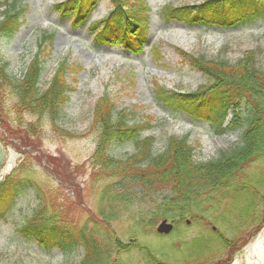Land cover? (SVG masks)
Wrapping results in <instances>:
<instances>
[{"label":"rangeland","instance_id":"1","mask_svg":"<svg viewBox=\"0 0 264 264\" xmlns=\"http://www.w3.org/2000/svg\"><path fill=\"white\" fill-rule=\"evenodd\" d=\"M3 1L0 0V11ZM58 1L61 0H21L26 6L22 25L12 36L0 39L2 62L8 73L20 78L38 50L41 31L55 32L52 48L41 51V89L46 88L62 60L75 66L74 72L67 71V76L73 77V82L68 81L74 89L69 91L68 101L62 104L54 121L48 113L23 107L15 93L0 84V264H77L84 254L80 241L61 251L53 241L42 245L18 231L41 202L37 190H41L43 202L58 210L63 227L78 230L88 220L102 224L97 215L99 192L105 185L116 184L120 177L113 165L104 166L94 158L100 130L93 124V108L102 93L107 92L128 111L126 119L130 123H148L140 135L153 137L154 154L165 149L172 135H187L194 160L209 161L239 141L242 128L231 130L227 126L235 114L245 116L246 104L241 101L234 106L227 102L219 124V101H201V105L178 101L167 106L157 96L156 83L181 93L206 84L207 78L189 64L188 55L235 62L244 51L253 49L258 67L264 69V16L253 23L166 24L159 14L165 3L185 5L202 0H146L151 9L152 3L157 5L148 18L146 40L141 51L136 50L141 42L133 40L129 52L117 45H93L86 26H75L71 17L53 10ZM110 6V0H102L90 11L89 19L106 16ZM172 33L177 41L170 40ZM156 50L160 58L154 56ZM219 126L225 131L220 132ZM135 151L131 140H111L107 149L117 160H125ZM261 175L264 181V161L246 164L235 183L240 184L245 176L246 181L261 188ZM124 186L126 191L117 196L108 225L122 242H143L160 258L178 264L187 253L185 242L201 232L222 231L229 240L240 241H235L232 248L221 247L207 263L200 264H264V198L247 210L246 219L234 218L231 213L227 218L219 209L207 213L209 221L189 222L179 227V232L160 235L155 230L160 221L154 217L155 208L171 192H146ZM92 227L93 224L88 229ZM99 230L101 234L103 230ZM111 254L109 264L144 263L137 249Z\"/></svg>","mask_w":264,"mask_h":264},{"label":"trees","instance_id":"2","mask_svg":"<svg viewBox=\"0 0 264 264\" xmlns=\"http://www.w3.org/2000/svg\"><path fill=\"white\" fill-rule=\"evenodd\" d=\"M99 1L62 0L55 3L53 8L62 15L73 12L72 18L77 20L86 8L94 7ZM110 3L109 17L90 24L93 26L92 30L97 25L102 26L101 32L96 33V41L120 43L127 48L134 43L133 40L144 42L150 11L145 0H110ZM1 9L0 39L16 33L24 21L26 6L21 0H4ZM160 14L166 23H253L264 16V0H202L185 5L170 3L161 8ZM85 18L86 15L83 19ZM52 44L53 34L43 31L38 50L20 78L8 73L6 63L2 62L0 56V84L9 87L23 107L31 112L48 113L54 121L60 115L62 104L68 101L69 91L74 89L68 81L72 79L73 82V77H68L67 71L74 72L75 66L62 60L46 88L41 89L38 86L44 70L41 51L50 50ZM181 54L185 55V52L181 50ZM156 56L160 57L158 50ZM188 62L208 82L188 93L168 91L156 83L157 96L167 105L178 101L199 104L213 99L221 103L219 114H224L227 107L225 103L236 106L243 101L246 104L245 116L241 118L239 114H235L228 126L231 130L242 128L239 141L221 150L213 160L196 161L187 135H172L165 149L154 154L151 149L153 137L142 138L140 135V130L147 128L148 123H130L126 119L128 111L119 107L104 92L95 101L93 108V124L100 130L94 158L99 159L104 166L110 164L120 171L116 184L105 185L99 192L97 215L105 227L94 220H88L78 230L63 227L60 225L62 220L59 219L58 210L43 202L41 190H37L41 202L18 228L23 236L33 237L42 243L46 240L53 241L62 250L70 248L73 244L69 243H74L76 236L84 245V254L77 264H109L112 252L127 253L134 249L142 254L143 264H175L160 258L143 242H122L108 227L115 212V200L126 191L124 185L139 187V190L146 192L169 190L171 195L156 206L154 217L171 220L176 232L186 224L187 219L192 224L204 223L209 221L207 213L217 212L219 209H222L221 214L227 218L228 213H231L230 216L234 218L246 219L249 213L247 210L254 208L264 198L262 175L258 179L259 185L262 183L261 188L246 181L245 176L240 184L235 183L246 164L264 161V69L258 67L256 51L253 49L244 51L235 62L206 58L203 55H188ZM219 129L220 132L225 131L224 128ZM111 140H131L136 151L125 160L114 159L107 152ZM89 224L94 227L88 229ZM99 228L103 230L101 234ZM233 242L222 231H217L216 234L201 232L188 243L185 242L188 254H183V258L177 262L207 263V259L219 253L221 247H231Z\"/></svg>","mask_w":264,"mask_h":264},{"label":"water","instance_id":"3","mask_svg":"<svg viewBox=\"0 0 264 264\" xmlns=\"http://www.w3.org/2000/svg\"><path fill=\"white\" fill-rule=\"evenodd\" d=\"M173 228V225L171 222H169L167 219H162L158 226H157V231L160 233H169Z\"/></svg>","mask_w":264,"mask_h":264},{"label":"bare ground","instance_id":"4","mask_svg":"<svg viewBox=\"0 0 264 264\" xmlns=\"http://www.w3.org/2000/svg\"><path fill=\"white\" fill-rule=\"evenodd\" d=\"M156 6H157V5H156L155 2L152 3V8H153V9H156ZM178 34H179V33H178ZM169 38H170V40H172V41H177V40H176V36H175L174 33L170 34V37H169Z\"/></svg>","mask_w":264,"mask_h":264}]
</instances>
